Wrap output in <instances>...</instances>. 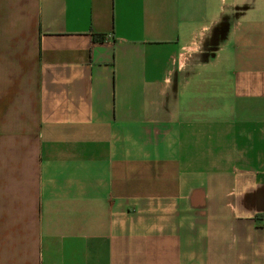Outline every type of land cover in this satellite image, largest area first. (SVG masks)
Segmentation results:
<instances>
[{"label":"crops","instance_id":"obj_1","mask_svg":"<svg viewBox=\"0 0 264 264\" xmlns=\"http://www.w3.org/2000/svg\"><path fill=\"white\" fill-rule=\"evenodd\" d=\"M0 264H264V0H0Z\"/></svg>","mask_w":264,"mask_h":264},{"label":"trees","instance_id":"obj_2","mask_svg":"<svg viewBox=\"0 0 264 264\" xmlns=\"http://www.w3.org/2000/svg\"><path fill=\"white\" fill-rule=\"evenodd\" d=\"M99 39H100V40H104V36H100Z\"/></svg>","mask_w":264,"mask_h":264}]
</instances>
